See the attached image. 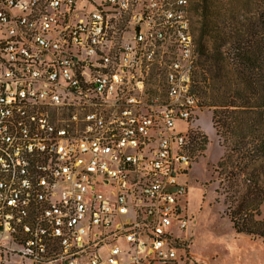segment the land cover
<instances>
[{
    "label": "built area",
    "instance_id": "built-area-1",
    "mask_svg": "<svg viewBox=\"0 0 264 264\" xmlns=\"http://www.w3.org/2000/svg\"><path fill=\"white\" fill-rule=\"evenodd\" d=\"M91 3L0 0V264H189L191 0Z\"/></svg>",
    "mask_w": 264,
    "mask_h": 264
},
{
    "label": "trees",
    "instance_id": "trees-1",
    "mask_svg": "<svg viewBox=\"0 0 264 264\" xmlns=\"http://www.w3.org/2000/svg\"><path fill=\"white\" fill-rule=\"evenodd\" d=\"M198 55L193 91L223 157L217 192L233 230L264 243V0H191ZM197 150L208 139L192 133Z\"/></svg>",
    "mask_w": 264,
    "mask_h": 264
},
{
    "label": "rangeland",
    "instance_id": "rangeland-1",
    "mask_svg": "<svg viewBox=\"0 0 264 264\" xmlns=\"http://www.w3.org/2000/svg\"><path fill=\"white\" fill-rule=\"evenodd\" d=\"M104 0H93L92 8H97ZM192 132L207 137L208 144L196 161L191 163L181 182L187 185L186 231L174 230L178 239L186 237L185 247L189 253V264H264V243L238 235L224 213V197L217 192L220 179L215 172L225 150L216 136L212 111L203 107L195 112L191 120ZM178 129L186 132L184 123H176ZM264 220V204L261 207ZM126 245L124 239L117 243ZM181 255L182 250L177 249ZM121 259L124 260V254Z\"/></svg>",
    "mask_w": 264,
    "mask_h": 264
}]
</instances>
